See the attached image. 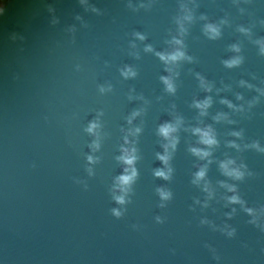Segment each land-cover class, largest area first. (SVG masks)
<instances>
[{
    "label": "water",
    "instance_id": "obj_1",
    "mask_svg": "<svg viewBox=\"0 0 264 264\" xmlns=\"http://www.w3.org/2000/svg\"><path fill=\"white\" fill-rule=\"evenodd\" d=\"M194 3L196 19L183 37L193 60L181 62L176 93L169 95L160 80L164 65L154 52L168 48L176 33L179 0H131V6L130 0H0V264H264V214L251 223L240 204L224 199L231 193L217 181L229 178L215 159L207 171L214 195L208 198L192 183L195 165L203 162L187 151L195 141L191 133H179L171 178L153 175L162 167L155 128L170 118L172 105L186 123L196 122L191 101L206 94L199 72L214 84L208 93L213 104L202 118L220 139L213 156L241 157L252 175L229 182L237 184L247 206L264 205V153H237L224 145L233 128L243 129L245 142L264 144V97L243 114L219 103L220 97L240 103L235 92L245 99L257 95L240 87V79L264 82V56L252 42L264 36V0ZM201 13L228 21L218 39L201 31ZM237 25L250 27L252 37ZM232 43L240 44L244 62L226 68L221 61L233 54ZM125 65L134 77L121 75ZM137 108L144 110L129 125L127 117ZM217 111L229 112L237 123L213 122ZM97 116L100 146L93 151L95 137L85 128ZM133 126L142 129L135 138L138 175L121 205L112 191L123 170L116 157L122 129ZM158 187L171 192L163 206Z\"/></svg>",
    "mask_w": 264,
    "mask_h": 264
},
{
    "label": "clouds",
    "instance_id": "obj_2",
    "mask_svg": "<svg viewBox=\"0 0 264 264\" xmlns=\"http://www.w3.org/2000/svg\"><path fill=\"white\" fill-rule=\"evenodd\" d=\"M85 2V0H81ZM190 4L192 6H190ZM131 6V0H130ZM141 6H144L141 4ZM194 0H179L178 12L174 17L176 24V33L171 36L167 41L169 47L155 51L154 54L162 61L164 65L165 75L160 76V80L164 86V91L169 95H175L176 93V78L179 76V67L181 62L188 61L192 62L193 57L186 51L183 37L188 33V26L196 19L194 13ZM243 12V9H240ZM201 21L204 23L201 25V31L209 39H218L222 32V25L228 21L224 18L217 20H210L205 14L201 13L199 16ZM264 23V20L261 21ZM237 31L245 34L248 37H252V31L250 27L244 25H237ZM133 36L139 40H144L145 36L140 32L133 33ZM252 42L257 46L258 54L264 56V36L255 37ZM133 43V47H134ZM229 51L233 53L227 58L222 59L221 63L226 68L239 67L244 62V57L241 54V47L239 43H232L229 46ZM145 51H154L151 45H145ZM121 75L125 78L134 77L136 75L135 70L128 65H125L121 69ZM200 89L206 93L202 98L193 97L190 107L197 110L196 122L186 123L185 118L175 111V105H172V110L169 112V119L162 120L156 125L155 134L159 137L160 151L155 153L156 158L161 162L162 167L153 169V175L161 177L165 180L171 178L173 168L171 166L172 157L176 151L177 144L179 143L181 130L184 132L191 133L195 137V141L188 145L187 151L191 153L198 161L203 163H197L195 165V171L192 173V183L201 185L202 190L207 193L208 198L214 195V190L211 187L210 181L207 179L208 165L215 159L217 167L220 173L229 178L231 181H242L246 176L252 175V172L248 169L243 159L239 156H233L224 153L223 158H215L213 152L220 145V139L216 128L212 123H207L204 117L209 115V108L213 104V97L208 95L214 88L213 82L209 81L205 76L199 72L195 73ZM255 78V77H254ZM238 85L243 88L253 89L257 95L252 96L250 99H245L241 92H235V99L240 103H233V101L227 97H220L219 103L226 105L231 110V114L235 113H247L250 112L254 105L260 102L261 97H264V82L262 86H257L250 83L248 80L240 79ZM111 87L110 85L108 86ZM229 86H225L228 88ZM222 89L216 88L215 91L219 93ZM100 91H105L104 86H100ZM131 98V97H130ZM142 99V97H138ZM143 108L134 109L131 114L127 117V123L132 124L133 119L143 112ZM229 112L217 111L211 116V120L215 123L226 122L228 124H236L237 121L232 119ZM100 123L98 116L96 119L90 120L85 128V131L95 137L90 148L93 151L99 148L98 129ZM125 132L123 137L124 143L120 148V155L116 157L123 165L122 172L114 177L112 191L113 199L117 204L125 203V196L131 190V185L135 182L138 171L135 167V162L139 159L138 149L135 146V138L142 131L140 126H133L127 129H122ZM229 137L233 139H226L224 145L226 148H233L237 153H240L244 149H254L257 152L264 153V144H261L259 140H251L248 142L244 141L243 129L233 128L227 132ZM129 136L133 139L129 140ZM87 159L93 161L92 156H88ZM91 174V170H89ZM229 180H219L217 183L226 190V193L231 195H225L224 199L230 204H240L245 212L249 214L252 219L251 223H256L257 216L264 214V205L260 206L259 209L249 207L246 202L238 194L237 184L230 183ZM157 193L161 198V206L163 201L171 198V192L163 187L157 188ZM207 201H205V204ZM113 214L119 216L121 214L119 209L114 208ZM235 211V209H233ZM159 220V217L157 218ZM264 230V225L261 226ZM233 230H229L228 235H232Z\"/></svg>",
    "mask_w": 264,
    "mask_h": 264
}]
</instances>
